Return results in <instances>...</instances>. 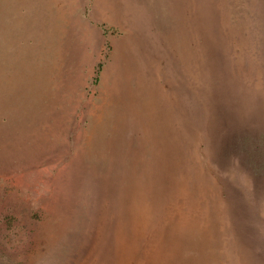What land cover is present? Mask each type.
<instances>
[{"label":"rangeland","instance_id":"374dc122","mask_svg":"<svg viewBox=\"0 0 264 264\" xmlns=\"http://www.w3.org/2000/svg\"><path fill=\"white\" fill-rule=\"evenodd\" d=\"M177 1L0 0V264H264V0Z\"/></svg>","mask_w":264,"mask_h":264},{"label":"crops","instance_id":"0c3cea01","mask_svg":"<svg viewBox=\"0 0 264 264\" xmlns=\"http://www.w3.org/2000/svg\"><path fill=\"white\" fill-rule=\"evenodd\" d=\"M179 4V2L176 0V5H178ZM175 5V6H176ZM103 74V73H102ZM103 76V75H102ZM104 110H105V104H103L102 103V113L104 112ZM182 130V129H181ZM261 166H262V164H261ZM261 170H260V174H259V176L258 177H261L262 179V182H264V166H262L261 168H260ZM248 177H249V174H248ZM244 257H246L247 258V256H245L244 255ZM252 262H250V261H248L247 259H246V261L245 260H240V261H238L236 264H251Z\"/></svg>","mask_w":264,"mask_h":264}]
</instances>
